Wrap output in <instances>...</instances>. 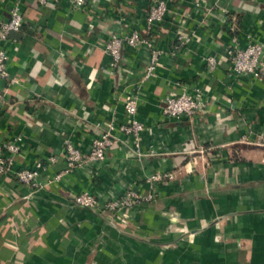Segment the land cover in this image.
Masks as SVG:
<instances>
[{
	"label": "crops",
	"instance_id": "obj_1",
	"mask_svg": "<svg viewBox=\"0 0 264 264\" xmlns=\"http://www.w3.org/2000/svg\"><path fill=\"white\" fill-rule=\"evenodd\" d=\"M23 1L22 27L3 44L10 77L0 78V148L21 135L14 167L53 155L54 174L65 141L88 152L110 123L115 141L103 161L43 189L0 173V264H264V83L234 74L225 56L233 37L239 47L264 42V0H165V19L149 34L163 53L143 82L148 48L124 46L111 67L105 44L112 32L143 30L152 0ZM14 2L0 0V21ZM178 34L187 42L173 54ZM183 86L205 90L207 106L168 120L162 99ZM136 87L139 141L118 130ZM168 172L174 178L147 181ZM130 186L157 196L132 208L128 224L73 201Z\"/></svg>",
	"mask_w": 264,
	"mask_h": 264
},
{
	"label": "built area",
	"instance_id": "obj_2",
	"mask_svg": "<svg viewBox=\"0 0 264 264\" xmlns=\"http://www.w3.org/2000/svg\"><path fill=\"white\" fill-rule=\"evenodd\" d=\"M38 5L44 6L49 0H34ZM56 1V0H54ZM23 0H15L14 5L8 10V18L0 21V78L9 79L8 60L9 55L4 48V42L10 37L11 32H17L23 24L21 4ZM70 5L82 8L87 0H69ZM168 12L165 0H152L148 9L146 26L143 30H131L127 33L112 32L105 44V50L110 55V66L115 67L121 60V51L124 46L138 48L146 46L149 50V61L145 67L141 82L149 79L155 73L162 55V49L158 48L149 37L152 24L164 21ZM187 42L184 34H178L171 45V52L176 54ZM225 56L230 64L232 72L236 75H250L254 80L264 83V42L249 40L244 47H239L237 38L233 37L225 48ZM208 70H213L217 65V57H206ZM139 88L129 91L123 100L125 120L118 126V130L126 135H131L139 141L140 134L144 130L143 123L137 119ZM209 97L205 90L199 86H193L189 90L186 86L179 93H170L162 99V112L166 119H176L181 116L188 118L203 112L207 106ZM115 127L111 123L108 129L94 137L88 152L80 147L65 141L64 160L62 169L54 174H48L46 168L56 161V157L50 155L45 162L36 160L29 166L15 168V158L21 149L22 136L16 135L5 141L0 148V173L12 174L21 184L33 189H43L58 182L64 175L78 167L88 163H97L105 159L106 153L114 143L115 138L111 130ZM174 178L172 172L157 173L149 177V182H163ZM155 190L142 192L135 187H127L118 197L100 200L88 190L81 191L73 196V201L86 208L107 216L108 220L116 224H128L130 222V210L144 202H150L156 198Z\"/></svg>",
	"mask_w": 264,
	"mask_h": 264
},
{
	"label": "water",
	"instance_id": "obj_3",
	"mask_svg": "<svg viewBox=\"0 0 264 264\" xmlns=\"http://www.w3.org/2000/svg\"><path fill=\"white\" fill-rule=\"evenodd\" d=\"M17 34H18V32H11V33H10V36H11V37H15Z\"/></svg>",
	"mask_w": 264,
	"mask_h": 264
},
{
	"label": "trees",
	"instance_id": "obj_4",
	"mask_svg": "<svg viewBox=\"0 0 264 264\" xmlns=\"http://www.w3.org/2000/svg\"><path fill=\"white\" fill-rule=\"evenodd\" d=\"M186 160V158H184V161Z\"/></svg>",
	"mask_w": 264,
	"mask_h": 264
}]
</instances>
